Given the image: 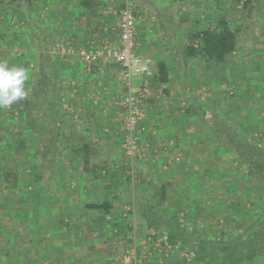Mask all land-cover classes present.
<instances>
[{"label": "rangeland", "instance_id": "374dc122", "mask_svg": "<svg viewBox=\"0 0 264 264\" xmlns=\"http://www.w3.org/2000/svg\"><path fill=\"white\" fill-rule=\"evenodd\" d=\"M86 1L94 6L91 9L81 6ZM182 1L40 0L27 11L49 46V64L56 72L52 99L53 111L56 110L55 126L60 133L56 142L59 151L55 158L46 157V167L40 162V148L46 150L48 140L39 143L34 135L27 137L26 144H19L21 138L26 137L23 132L26 131L27 135L30 133L22 118V110L31 100L33 88L38 82L41 52L24 21L7 13L0 17V264H76L77 258L78 264H116L124 246L132 245L136 247L140 264H194L191 252L181 250L179 245H170L164 234L157 236V232L148 228L145 221L138 217L135 196L138 195L140 200L145 196L147 202L151 199L159 201L160 196L155 192L167 182L173 186L166 187L160 209L187 226L188 231L193 230L203 236L208 233L222 236L224 230L238 232L235 225L223 220L222 203L218 201H223V193L228 199L238 195L241 179L236 178L235 174H240L243 181L251 178L253 183V177L247 170L244 167L233 169L232 175L228 174L229 177L221 180L224 192L213 191L219 185L221 174L230 171L236 162L222 164L215 158L213 144L209 145L207 151L201 140L192 143L200 146L198 150L189 146L185 152L177 145L176 153L172 149L168 151L171 157H166L168 154L163 155V150L156 147L149 155L148 167L126 160L125 134L119 108V98L125 86L120 80L118 68L106 64L87 70L75 57L65 56L61 52L67 45L76 49L91 43H115L120 12L128 2L136 10V51L152 60L154 75L160 80L156 85L158 92L160 85L165 86L160 99L157 102L149 99L147 108L152 104L159 108L164 104H173L177 107V117L187 116L189 121L193 118L204 123V120L212 117L208 111L216 114L215 107L219 106V100H215L214 96L219 91L218 87H221L222 94L217 97L221 99L219 112L235 101L246 104L244 94H252L253 75L258 72L255 69L259 70L261 66H255L253 58L261 62L264 50L258 51L261 55L258 56L254 46L240 40L224 66L227 67L228 80L220 81V76H226L222 66L208 62L195 39L196 34L202 31L193 27L184 33L187 37L181 45L174 42L177 31L171 25L183 17L184 5H171ZM190 48L194 50L192 54H189ZM234 67L237 68L236 75L231 79ZM140 83L141 78L131 81L133 88ZM263 87H259L260 91ZM241 96L244 98L241 99ZM258 105L260 103L254 106L257 108ZM256 108L253 111H257ZM221 113L223 122L230 126L237 121L248 120V114L230 113L227 116ZM261 113L264 114V111L256 115L257 125L239 133L252 145L264 150V120L260 119ZM184 126L185 133L186 130L188 132L186 136L192 138L197 132V125L190 122V125L185 123ZM105 128L109 129L108 133H104ZM49 135L45 138L48 139ZM113 136L121 137L122 142L119 138L118 144L113 146L109 143ZM183 147L186 145L183 144ZM111 152L121 156V159L110 157ZM175 154L178 158L173 157ZM170 169L175 174H168ZM195 172L201 173L198 178ZM11 174L16 175L18 183H14L16 181ZM35 174H41L44 178L36 182ZM39 183L41 187L37 186ZM95 186H101L103 195L92 199L94 195L88 194ZM187 186L192 188L188 195L184 191ZM121 190L129 194H120ZM184 196L188 202L191 200L192 205L201 198L203 204L178 208L177 200ZM88 197H91L90 201ZM213 199L218 202L215 207H212L216 203ZM106 200L124 202L120 213L126 215L123 217L124 225L120 224V220H115L113 213L110 218L117 226L107 218L101 222L97 211L83 208L86 203ZM235 214L233 212L232 216ZM42 227L48 230L46 245L44 238L40 239L44 237L40 234ZM100 231L103 237L106 236L105 241H100L97 250L89 248L88 241ZM32 232L35 238L31 239ZM56 234L61 236L56 239ZM7 240L12 247L6 243ZM57 243L70 247L60 252L51 250ZM42 248L44 251L40 252ZM103 250H108V254L105 255ZM262 260L260 262L264 264Z\"/></svg>", "mask_w": 264, "mask_h": 264}, {"label": "trees", "instance_id": "16d2710c", "mask_svg": "<svg viewBox=\"0 0 264 264\" xmlns=\"http://www.w3.org/2000/svg\"><path fill=\"white\" fill-rule=\"evenodd\" d=\"M39 1L40 0H0V17L7 13V15H14L24 21L27 27L26 29L31 33V36L36 41L37 47L41 52L38 82L33 88L31 100H29L25 109L22 110V118L27 126V132L30 131V133L27 135L26 131L23 132L26 137H22L19 144L23 145L26 140H28L27 137L30 138L34 135L37 136L39 143L43 140H48V146L45 148L46 150H43L42 147L40 148V162L43 164V167H46L44 164L47 160L46 157L51 156L55 158L58 155L59 149L56 148V145H58L56 142L60 133L58 131L59 129L55 126L54 115L56 114V110L53 111L54 102L52 94L54 91L56 72L53 70L52 64L51 66L49 64L50 60L47 54L49 46L46 44L40 28L37 26L36 22L29 17L27 12ZM81 6L90 7L91 9L94 4L90 1H86L83 2ZM195 39L198 40V47L203 57L208 62L217 65V67L218 65L222 66L226 76H220V81L228 80L227 67L224 68V66L229 62L228 57L236 51L235 33L231 31L224 22H221L216 29H206L197 33ZM192 51H194L193 48H190L189 54H192ZM158 83H160V80H157V77L154 75L152 86L154 87ZM43 108H46V110H43ZM236 109H239V107L236 106ZM162 114H167V119L169 118L173 121V124H180V126H182L181 129L185 127V123L191 121L197 123V132L192 138L187 139L188 142L185 144L187 147L191 146L194 150H198L200 146L198 147L194 144L197 143L195 141L201 140V144L205 146V150L207 149V151L209 150V145L213 144L212 148L216 151L215 158L216 160H220L222 164H228L227 162L231 161L236 162L235 167L232 166L233 168H231L230 171L226 170L221 174L219 185L216 186L213 191L224 192L225 188L222 187L223 184L221 180L225 177H229L228 174L232 175L234 170H238L241 167H244L250 177H253V183H251V178L244 180V183L240 174H235L236 178L241 179V189L238 191V195L228 199V196H225V193L222 192L224 195L223 201H218L222 203L221 207L224 213L222 216L223 220L229 224L235 225V228L238 230L236 233L228 232V230H226V232L224 230L221 233L222 236H215L210 233L203 236L199 234V232L196 234L195 231H188L187 226L185 227L174 220L175 218H173L171 214L161 210L160 208L164 200L166 187L173 186L171 182L165 183V185L158 188V191L156 190L155 193L160 196L159 201L155 200L156 202H154L151 199L147 202L148 199H145V196H142L143 199L140 200L138 195H134L138 214L145 221L148 228L154 229L157 232V236L164 234L170 245H179L181 250L191 252L194 255V264H261L260 261L262 257H264V150L252 145L250 141L243 138L239 133L241 130L248 129V127L252 125H257V120L253 115H248V120H242L241 122H236L234 126H230L223 122L221 116L218 117L214 115L213 112L210 120H204L206 121L204 123L202 120L193 118H190L189 121L187 116L179 115L177 117L173 110L172 112L169 111L161 113V115ZM161 117L164 119L163 116ZM228 119L230 120L231 118L228 117ZM163 121L165 122L167 120ZM162 122H159L161 123V127H167V124ZM161 127L157 125V130ZM253 130L256 131L254 128ZM47 134H50L48 139H46ZM5 140L6 139H4V141ZM177 145H179L178 142H175V147ZM178 148L180 147L178 146ZM223 158L226 161L223 162ZM181 165L182 164H180V166ZM41 167L40 170H42ZM48 173L50 174L51 171L48 170ZM11 175V177L15 178L16 182L14 183H18L16 175ZM35 176H37L36 182H40V179L44 178L41 174H35ZM37 186L41 187V183ZM156 188L157 187H155V189ZM191 190L192 188L187 186L184 191L188 195V192ZM186 193L184 194L185 196ZM185 196L177 200L179 201L178 208L186 205L196 207L197 204H203L201 198L195 201L196 204L192 205L191 200L188 202ZM36 197L39 198L37 195ZM184 201L186 202L185 205ZM110 202L111 201L106 200L96 204L86 203L83 208L94 212L97 211L99 213V220L105 222V219L112 214L111 211L113 207ZM214 202L216 203L212 205V207H215L218 203L216 199ZM246 204L248 207H246ZM233 212L237 214L232 216ZM109 222L117 226L112 219H110ZM120 224L123 225L122 222ZM61 225L65 224L61 223ZM6 243L12 247L9 240H7Z\"/></svg>", "mask_w": 264, "mask_h": 264}, {"label": "crops", "instance_id": "0c3cea01", "mask_svg": "<svg viewBox=\"0 0 264 264\" xmlns=\"http://www.w3.org/2000/svg\"><path fill=\"white\" fill-rule=\"evenodd\" d=\"M242 1H244L242 3ZM183 4V13H181V15L183 17H181L176 24H172L171 28L175 31H177V34H175L174 38V42L176 44L181 45L183 43V40L186 39V35L184 34L185 32L192 30V28H198L200 31H204L206 29H216L217 26L221 23L224 22L231 31H233L236 35V46L239 44L240 40L241 41H247L250 45L254 46V48L257 50L255 51V54L258 56H261L260 54H258V51L264 50V0H183L182 3H173L171 6L176 7L179 5ZM69 12V11H68ZM180 14V12H179ZM179 25V26H178ZM180 25H182L183 27H181ZM174 26V27H173ZM162 30V28H161ZM253 40V42H252ZM247 45V43H246ZM263 59V55L261 56ZM259 62L258 60H256L255 58H253V62L254 65H261L259 67V70L255 69L256 71H258L256 73V75H253V80H255L254 83H252V87H253V92L252 94H244L247 99H246V106L243 102V105L240 104V102L235 101L236 103H233L231 105H229L228 107H224L223 110H221V112H224L225 114L229 115L231 114H236V113H240L243 114L244 116H246V114L248 115H253V117L256 119V115L258 114L259 111H264V87L263 90L260 91L259 87L260 86H264V62ZM236 67L232 68L231 73L232 75L230 76L231 79H233L236 75ZM244 71V70H243ZM233 72L235 74H233ZM238 73V72H237ZM249 77V76H248ZM213 78H215V76H213ZM222 86V85H221ZM219 91L217 90L214 96L215 100H219V106L215 107L216 110V114L218 117L222 114L221 112L218 111V109L220 108V104H221V99H217V97H220L221 94V87H218ZM258 95V98L256 97ZM160 96V93L158 92V89L156 87V85L153 87L152 86V95H151V100L152 102L155 101L157 102ZM205 96H207V94H205ZM209 96V95H208ZM236 96H239L238 94H236ZM240 97V96H239ZM244 98L243 96H241V99ZM257 98V99H256ZM214 100V101H215ZM242 101V100H241ZM259 101V102H258ZM261 101V102H260ZM257 103H260V105L257 106V108L254 106ZM235 104V106H234ZM156 105L152 104L149 105L147 109L144 110V116H145V123L147 124V133L145 135L146 138V142L149 145V149H148V157L149 155L152 153L153 149H156V147L161 148L163 150V155L169 156L170 153H168V151L170 149H172V151L175 152V150L177 149L175 147V142H178V146L182 147V151L185 150V152H187V150L189 149L187 146L184 148L183 144H186L187 139H188V132L186 130L185 133V127H183V129H181L182 127L180 126V124L175 125L173 124V121H171L169 118L167 119V114H162L164 112H169L173 110L174 113H176V106H173V104H168L167 106L164 104V106H162L161 108L159 107H155ZM236 106L239 107V109H236ZM257 111H253V109H255ZM210 112V114H212V111H208ZM221 113V114H220ZM177 115V113H176ZM163 116L164 119L161 117ZM159 119V120H158ZM260 119L264 120V114L261 113L260 114ZM163 120H167V121H163ZM163 121V122H162ZM165 123L167 124V127H161V123ZM206 122V121H204ZM220 122V121H219ZM239 122V121H237ZM192 125H197V123H195L194 121H191ZM157 125L159 127H161L159 130H157ZM187 125H190V122L187 123ZM119 127L116 125V129H118ZM118 131V130H117ZM185 134V135H184ZM122 142V138L121 137H116L113 136L110 139V142L113 146H116V144H118L117 142L120 141ZM115 141V142H114ZM189 146V145H188ZM170 147V148H169ZM165 148V149H164ZM176 153V152H175ZM181 153V152H179ZM110 157L112 158H116L117 159H121V156L119 155H115L114 153L111 152ZM171 157V155L169 156ZM173 157L178 158L177 154H175ZM172 157V158H173ZM124 158L126 159V157L124 156ZM165 158V157H164ZM150 159V157H149ZM169 159V158H168ZM167 161L169 162V159ZM128 160V159H126ZM119 161V160H118ZM150 161V160H149ZM134 162H140L143 166H146L147 164H150V162H144L142 160L140 161H134ZM167 162V165H168ZM149 166V165H148ZM146 166V167H148ZM117 168V167H115ZM137 169V168H136ZM140 169V168H138ZM144 169V167H143ZM175 171H171V169L169 170L168 174H175ZM193 174V172H191ZM196 173V178H198V176L201 174L200 172H195ZM194 175V174H193ZM123 189V188H121ZM120 190V188H119ZM102 188L101 186H95L93 189H91V191L89 192L88 195L93 194L94 196H92L94 199V197L103 195L102 193ZM87 192V189H86ZM106 192H104L105 194ZM120 194H129L126 190H121L119 192ZM124 196H122L123 198ZM89 201L91 200V197H88ZM96 204V203H95ZM110 204L112 205L113 209L111 211V213H113V216L116 219L120 220V222H122V224L124 225V213L122 215H120V213H122L123 207L125 206L124 202H119V201H111ZM78 205V203L76 204V206ZM80 206V205H79ZM73 208H75V204L73 203ZM138 217H140V215H138ZM123 218V219H122ZM141 218V217H140ZM56 219V218H55ZM47 222V220H46ZM35 224V223H34ZM43 231H40V234H43L44 237H41L40 239L44 238V244L47 240L46 237H48V233H46L47 229V224H46V229L44 227ZM32 231V229H31ZM33 235V232H32ZM57 235V234H56ZM103 233L100 231L98 233H95V236H93L88 242H89V248H94L95 250L100 248V241L104 240L105 241V237H103ZM61 235H57L56 239L59 238ZM32 238H35V236L33 235ZM29 239V241L31 240ZM31 242V241H30ZM43 246V244H41ZM46 245V244H45ZM44 245V246H45ZM54 245V244H53ZM56 247L54 249L51 250H57V252H60V250H65V248H69L70 246H64L62 243L61 244H55ZM58 245V246H57ZM47 247V246H46ZM49 247V246H48ZM88 247V244H87ZM31 249L34 250V247H32L31 244ZM44 248H42L40 250V252H43ZM47 252V250H46ZM108 250H103V253L105 255L108 254ZM109 257V256H106ZM76 264H78L79 259L77 258L75 260ZM74 262V263H75Z\"/></svg>", "mask_w": 264, "mask_h": 264}, {"label": "built area", "instance_id": "2783aa9c", "mask_svg": "<svg viewBox=\"0 0 264 264\" xmlns=\"http://www.w3.org/2000/svg\"><path fill=\"white\" fill-rule=\"evenodd\" d=\"M135 15L134 6L127 2L120 12L115 43L104 45L91 43L76 49L67 45L62 48L61 52L65 56L75 57L87 70L106 64H113L118 68L120 80L125 86V91L119 98L122 127L125 134L124 155L130 162L142 160L148 163L149 145L145 138L148 129L144 110L152 95L154 72L152 60L139 55L136 51ZM133 78H141V83L134 88L131 84ZM159 87L160 93L164 91V85ZM103 131L108 133L109 129L105 128ZM107 219L111 218L108 216ZM116 264H140L136 247L134 245L124 246Z\"/></svg>", "mask_w": 264, "mask_h": 264}]
</instances>
